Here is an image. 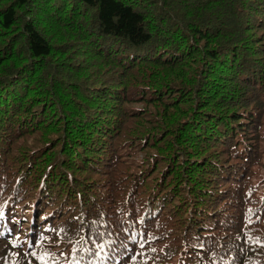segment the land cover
Wrapping results in <instances>:
<instances>
[{"label":"trees","instance_id":"obj_1","mask_svg":"<svg viewBox=\"0 0 264 264\" xmlns=\"http://www.w3.org/2000/svg\"><path fill=\"white\" fill-rule=\"evenodd\" d=\"M45 253L264 264V0H0V264Z\"/></svg>","mask_w":264,"mask_h":264},{"label":"snow or ice","instance_id":"obj_2","mask_svg":"<svg viewBox=\"0 0 264 264\" xmlns=\"http://www.w3.org/2000/svg\"><path fill=\"white\" fill-rule=\"evenodd\" d=\"M45 231H47V229H46ZM57 235H59V233H57ZM45 238H46V237H43V236L40 237V238L37 240V246H39V244H40V240L45 239ZM13 246L16 247L17 245L14 243ZM141 247H143V245H141ZM31 255H32L33 257H36V253H35V252H32ZM46 257H47V253H45V254H43V255L37 257V259H38V264H47ZM135 259H136V257L133 256V257H132L133 264H134V262H135Z\"/></svg>","mask_w":264,"mask_h":264},{"label":"bare ground","instance_id":"obj_3","mask_svg":"<svg viewBox=\"0 0 264 264\" xmlns=\"http://www.w3.org/2000/svg\"><path fill=\"white\" fill-rule=\"evenodd\" d=\"M253 113V112H252ZM229 163V162H228Z\"/></svg>","mask_w":264,"mask_h":264}]
</instances>
